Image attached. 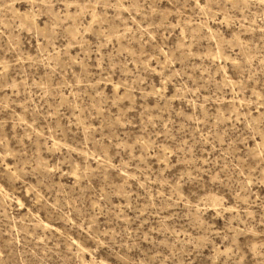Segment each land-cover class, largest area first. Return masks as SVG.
<instances>
[{
  "label": "rangeland",
  "instance_id": "obj_1",
  "mask_svg": "<svg viewBox=\"0 0 264 264\" xmlns=\"http://www.w3.org/2000/svg\"><path fill=\"white\" fill-rule=\"evenodd\" d=\"M0 264H264V0H0Z\"/></svg>",
  "mask_w": 264,
  "mask_h": 264
}]
</instances>
